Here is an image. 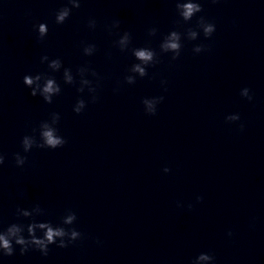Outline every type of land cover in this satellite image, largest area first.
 Listing matches in <instances>:
<instances>
[{
    "label": "water",
    "instance_id": "water-1",
    "mask_svg": "<svg viewBox=\"0 0 264 264\" xmlns=\"http://www.w3.org/2000/svg\"><path fill=\"white\" fill-rule=\"evenodd\" d=\"M201 2L204 11L185 23L175 0H83L60 25L55 12L66 0H0V227L29 223L16 209L39 203L47 214L38 219L53 223L75 211L84 234L68 248L51 246L47 257L35 249L21 255L17 247L5 264H192L200 252L213 253L216 264H264V0ZM200 15L216 23L211 38L202 31L196 41L185 36L176 60L161 52L167 33H186ZM114 20L119 34H132L126 52L114 45L117 30H108ZM40 22L49 27L43 41ZM152 27L156 36H149ZM86 43L97 45L93 56L84 55ZM197 44L206 50L195 54ZM142 46L157 52L158 63L129 85L125 76L137 62L131 48ZM44 54L60 57L77 83L51 72L40 62ZM81 66L101 77L96 102L77 91ZM38 72L61 84L52 104L23 83ZM243 87L253 101L241 97ZM160 95L157 114H146L143 99ZM81 96L88 107L78 115L73 105ZM52 112L61 114L67 143L33 148L17 167L22 137L39 138V124ZM235 112L243 130L226 120Z\"/></svg>",
    "mask_w": 264,
    "mask_h": 264
},
{
    "label": "clouds",
    "instance_id": "clouds-1",
    "mask_svg": "<svg viewBox=\"0 0 264 264\" xmlns=\"http://www.w3.org/2000/svg\"><path fill=\"white\" fill-rule=\"evenodd\" d=\"M83 0H66L56 12V24H64L72 15L73 9H79L82 6ZM213 3H218L219 0H212ZM175 7L179 17L185 22H190L194 17L204 11L201 0H175ZM120 21L114 20L108 26L111 32L113 29L117 30L119 35L118 40L114 41V45L119 48L121 52L129 50L132 43V34L129 31H124L119 34ZM87 25L90 29L97 27V20L94 17L88 19ZM38 37L41 41L47 37L49 27L46 22H40L35 26ZM217 30L216 23L206 19L203 15L199 16L197 26L195 28H188L186 33L178 30H171L167 33L160 42V50L163 53H171L172 59L176 60L181 56L183 49V39L186 38L191 41L199 39L201 31L205 38H211ZM158 29L152 27L149 29V36H156ZM206 50L203 44H197L193 48L195 54H201ZM97 52V45L95 43H86L83 46V53L85 56H93ZM132 55L137 62L133 63L129 69V74L125 76L127 84L132 85L137 81V77L144 78L148 75V67L154 66L158 63L157 52L151 47H133L131 48ZM42 64H47L51 72H63V81L68 85H75L77 83L76 75H74L71 67H65L64 62L60 57L51 58L49 55L44 54L40 57ZM89 73L91 76L96 77L94 83L92 79L88 78ZM79 75V86L77 91L81 94L87 93L90 95L92 102L98 100L97 90L101 77L95 69L89 66H81L77 69ZM24 85L31 90L33 97H42L44 102L52 104L54 98L62 93L61 84L57 81L54 75L48 73L38 72L36 74H26L23 77ZM161 85L167 91V81L162 80ZM240 95L246 98L249 102L254 100V94L249 87H243L240 90ZM165 97L152 96L145 97L142 101L144 111L148 115H156L158 106L164 101ZM88 107V101L81 96L73 105V111L76 114H82ZM61 114L59 112H52L50 118L43 120L39 124V138L35 134H25L21 140L23 153H15V164L19 168H23L27 162V153H30L33 148L39 149H52L56 150L62 148L67 140L60 134L59 123ZM228 122H240L239 127L244 129L245 124L241 122V115L238 112L231 113L226 116ZM35 129L33 132L35 133ZM5 154L0 152V167L5 164ZM164 173H170L169 167L163 168ZM203 196H197V202H202ZM178 207H184L182 202H177ZM187 207L192 209L194 205L188 203ZM46 210L36 203L30 208L17 207V217H23L30 222L25 224L23 222H13L6 227H0V264H5V257H12L16 254L17 247L21 255L27 254L30 250H37L43 257H47L50 252V247L55 245L59 248H68L76 241L84 238V234L75 226L78 216L77 213L71 209L67 210L63 215L60 223H53L51 220H41L38 217L45 216ZM228 237H232L233 232H227ZM98 245L102 244L99 238L96 239ZM192 264H216V257L211 252H200L192 261Z\"/></svg>",
    "mask_w": 264,
    "mask_h": 264
}]
</instances>
